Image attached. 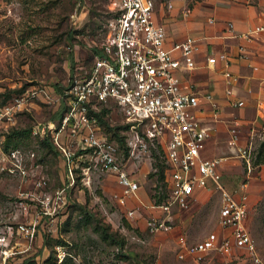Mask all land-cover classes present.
I'll list each match as a JSON object with an SVG mask.
<instances>
[{
  "label": "built area",
  "instance_id": "obj_1",
  "mask_svg": "<svg viewBox=\"0 0 264 264\" xmlns=\"http://www.w3.org/2000/svg\"><path fill=\"white\" fill-rule=\"evenodd\" d=\"M102 1L108 13L102 20L101 38L87 37V45L93 50L87 73L73 75L62 90H49L43 83L31 85L0 104V149L3 127L7 128L35 97L44 96L57 102L61 113L57 118L34 123L31 132L41 141L49 139L59 150L65 178L52 191L35 195L41 202L42 215L54 219V213L68 202L78 176L85 180L92 169L114 175L121 187L115 193L121 200L137 195L141 186L139 163L146 159L151 163L159 153L169 175V194L157 204L165 215H151L146 219L147 227L151 231L170 228L173 207L192 205L199 189L206 188L219 195L218 227L195 241L182 236L178 255L203 261L213 253H222L238 264H264V252L259 250L246 223L248 182L228 184L223 178L226 156L211 154L208 145L213 134L212 121L226 113L228 142L251 169L256 139L264 138V99L258 100L254 118H248L242 107L250 100L244 90L251 92L256 83L264 86V64L253 59L259 54L264 60V47L257 45L264 41V10L262 19L242 31L227 20L230 35L243 38L238 43V55L247 60L252 70L245 74L250 80L242 86L241 74L230 66L231 57L226 50H215L207 44L203 51L201 41L207 35L187 34L175 39L169 35L163 15L165 8L171 10L175 6V0L160 2L162 13L157 0ZM83 9H88L84 3L79 11L71 12L74 21L82 19ZM182 10L187 17L190 9L186 6ZM259 34H263L260 40ZM198 67L222 74V94L214 86H203L192 75ZM110 103H115L126 123L119 128L123 141L99 121L97 111ZM228 106L231 109L224 112ZM247 120L252 123L246 132L243 128ZM6 154L14 164L11 169L21 165V147L11 146ZM153 167L157 168L154 163ZM23 207L27 211L25 203ZM35 225L10 224L8 231L33 235ZM5 239L6 234H0V242L5 243ZM55 246L58 259L64 260L69 253L67 246Z\"/></svg>",
  "mask_w": 264,
  "mask_h": 264
},
{
  "label": "rangeland",
  "instance_id": "obj_2",
  "mask_svg": "<svg viewBox=\"0 0 264 264\" xmlns=\"http://www.w3.org/2000/svg\"><path fill=\"white\" fill-rule=\"evenodd\" d=\"M165 1L157 0L159 13L163 12L160 2ZM234 1L264 7V0H175L179 5V18L184 19L190 18L194 10L201 12L200 9L214 2ZM81 3L78 4V0H0V104L31 85L43 83L49 90L56 87L62 90L73 75L87 73L93 58L87 37L101 38L102 20L108 11L102 0H82ZM83 3L88 9H83L80 21H74L71 12L79 11ZM94 5L97 11L92 13ZM186 6L190 9L187 17L182 10ZM170 11L165 8V21ZM202 76L203 86H213L210 78L214 77L208 71ZM263 92L264 88L260 90L255 85L251 92L244 90L250 103L242 107V112L248 118L255 117L258 100L264 98ZM57 104L44 96L35 97L7 128L3 127L0 234H6V242H0V264H238L236 259L222 253H213L203 261L178 255L182 236L195 241L218 227L219 195L215 192L200 188L192 205L185 208L175 205L170 228L151 231L147 227L148 217L165 215L157 204L169 194V175L159 153L151 163L147 159L139 163L141 186L137 195L121 200L115 193L121 187L114 175L92 169L90 177L77 178L68 202L54 213V219L42 215L41 202L35 195L52 191L61 184L65 170L59 150L34 136L31 127L38 121L57 118ZM108 107L110 123H122V114L115 103ZM230 109L228 106L224 112ZM226 115L223 113L212 121L209 151L226 156L223 178L228 184L248 182L246 223L259 250L264 252V138L256 139L252 167L248 169L245 158L228 142ZM251 123L247 120L243 131L247 132ZM11 146H19L23 152L21 165L12 169L14 164L6 154ZM33 222L36 223L33 235L8 231L10 224L16 227ZM57 243H64L69 250L61 261L56 258Z\"/></svg>",
  "mask_w": 264,
  "mask_h": 264
},
{
  "label": "crops",
  "instance_id": "obj_3",
  "mask_svg": "<svg viewBox=\"0 0 264 264\" xmlns=\"http://www.w3.org/2000/svg\"><path fill=\"white\" fill-rule=\"evenodd\" d=\"M200 10L201 12L194 10L190 18H179V5L175 3V6L171 9L166 20L169 35L174 39L183 38L187 34H192L198 37L207 35L208 38H203L201 41L203 51L205 50V46L207 44L208 47H213L215 50H226L231 57L230 66L241 74L239 83L242 86L246 85L250 78L245 76V74L252 72V70L248 66L247 60L239 57L238 55V43L243 41V38L230 35V31L226 27L227 20H232L234 22V26L238 30H245L263 18L262 13L264 7H262V4L234 1L229 4H216L214 2V4L206 6ZM258 36L260 40L263 37V34H259ZM257 45L259 48L264 47V41H258ZM202 57L203 55L200 56V59ZM253 59L261 62L262 65L264 64V60H262L259 54L253 55ZM207 71L214 77V79L210 78L211 84L213 82L215 90L222 94L224 79L221 73H214L205 67H198L192 75H196V79L198 77V80L203 83L202 75ZM258 73H261V71ZM255 86H258L260 90L264 88V86L261 87L257 83Z\"/></svg>",
  "mask_w": 264,
  "mask_h": 264
},
{
  "label": "trees",
  "instance_id": "obj_4",
  "mask_svg": "<svg viewBox=\"0 0 264 264\" xmlns=\"http://www.w3.org/2000/svg\"><path fill=\"white\" fill-rule=\"evenodd\" d=\"M96 11H97V9H96L95 5L93 7H91V12L92 13H94ZM60 89H61L60 87H56V90H60ZM109 110L110 109H109L108 106H102L101 109L97 111V114L99 116V121L102 123V125L105 128L110 130V132H111V134L113 136H116L120 141H123V135L119 131V128L126 126V123L125 122H122V123H110V121L108 120V117H107V113H108ZM60 113H61V109L59 108L58 111L56 112V116L59 117ZM43 142H45V143H47L49 145H53L49 141V139H47V138L43 139ZM56 258H58V256Z\"/></svg>",
  "mask_w": 264,
  "mask_h": 264
}]
</instances>
